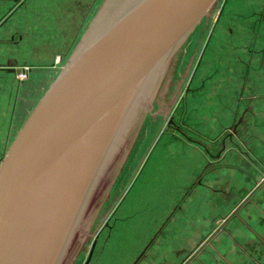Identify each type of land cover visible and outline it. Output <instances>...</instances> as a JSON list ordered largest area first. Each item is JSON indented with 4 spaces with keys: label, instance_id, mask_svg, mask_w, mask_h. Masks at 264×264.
Masks as SVG:
<instances>
[{
    "label": "water",
    "instance_id": "obj_1",
    "mask_svg": "<svg viewBox=\"0 0 264 264\" xmlns=\"http://www.w3.org/2000/svg\"><path fill=\"white\" fill-rule=\"evenodd\" d=\"M214 1L130 0L83 37L0 161V264L60 263L149 80Z\"/></svg>",
    "mask_w": 264,
    "mask_h": 264
},
{
    "label": "crops",
    "instance_id": "obj_2",
    "mask_svg": "<svg viewBox=\"0 0 264 264\" xmlns=\"http://www.w3.org/2000/svg\"><path fill=\"white\" fill-rule=\"evenodd\" d=\"M64 3L50 5L49 11L44 13V24L34 29L35 41L30 42L24 52L10 41L11 35L19 31L14 19L7 23L6 29H0V153L8 149L60 73L53 75V50L65 47L72 34L77 37L85 0H66ZM8 6L9 0H0V17ZM63 14L66 19L60 21ZM77 14L79 16L68 26V18ZM217 46L232 54L234 49L230 47L235 44L212 37L207 45V51L211 50V53L204 57V62L208 63L207 72L216 70L204 82L209 85V89L204 86L205 91L210 90L211 119L204 127L206 133H214V137L207 147L200 144L199 147L197 142H190L189 137L179 133L165 132L155 138L153 143L160 139L163 143V149L157 151L163 168L156 167L147 173L143 198L140 195L141 199L137 197L124 205L132 184L125 189L110 216L107 235L100 239V253L94 257L95 248L89 264H105L103 259L111 245H127V233L144 240L128 264H179L185 254L193 250L196 254L185 264H264V202H239L237 189L249 185L245 180L243 159L241 164L233 163L226 150H219L217 138L226 128L227 119L223 115L228 112V96L235 93L236 74L229 66L233 61L229 54L212 53ZM25 64L34 69L23 83H18L17 73L9 69L16 71ZM256 86L255 104L260 110L264 96L261 99L259 91L264 86L259 81ZM152 153L150 149L141 160L140 172L150 162Z\"/></svg>",
    "mask_w": 264,
    "mask_h": 264
},
{
    "label": "rangeland",
    "instance_id": "obj_3",
    "mask_svg": "<svg viewBox=\"0 0 264 264\" xmlns=\"http://www.w3.org/2000/svg\"><path fill=\"white\" fill-rule=\"evenodd\" d=\"M124 4V0H85V11L81 16L77 37L72 34L65 47L53 50L54 76L77 51L83 37L85 39L88 35L90 38L91 29ZM63 15L61 19L58 17L60 21L66 19V14ZM77 16L79 14L68 18L67 25L70 26L72 19ZM217 27L222 29L217 30ZM212 37L235 44L230 47L234 49L232 54L228 53L229 50L221 51L219 46L212 50L215 54H229L228 57L233 58L229 66L236 74L235 93L228 96V112L223 115L227 119V124H224L226 128L217 138L219 150H226L233 163L238 161L237 164H241L242 161L245 180L249 185L237 189L239 202H264V105H260L258 110L255 104L257 82L264 86V0H215L188 35L160 63L149 80L145 101L137 107V116H130L114 153L99 173L59 264H84L94 241H97L94 257H98L100 239L107 235L110 216L125 189L132 184L124 205L135 201L140 195L143 198L142 189L148 178L147 173L164 166L157 152L163 149L162 140L153 143L158 135L165 132L179 133L189 137L190 142L198 143L199 147H207L208 141L214 137V133H206L204 127L205 122L211 121L208 108L210 90L205 91L204 86L208 88L209 85L204 82L216 71L207 72L208 63L204 62L205 54L209 56L211 53V50L207 51V45ZM195 74L200 77L195 78ZM259 93L262 99L264 89ZM150 149L153 151L150 162L140 172L141 160ZM5 150L0 153V161ZM232 153L238 156H231ZM215 163L213 160V165ZM137 208L140 209L139 204ZM133 236L127 233L126 246L111 245L103 262L128 264L144 241L142 237L138 239ZM194 254L195 250L185 254L179 264H185Z\"/></svg>",
    "mask_w": 264,
    "mask_h": 264
},
{
    "label": "flooded vegetation",
    "instance_id": "obj_4",
    "mask_svg": "<svg viewBox=\"0 0 264 264\" xmlns=\"http://www.w3.org/2000/svg\"><path fill=\"white\" fill-rule=\"evenodd\" d=\"M65 1L66 0H9L10 6L7 7L0 17V29H6L7 23L14 19L16 21L15 24L18 25L19 31H15V33L11 35L10 41L14 47H17L19 50L21 49V52H24L26 51L27 45L30 42L35 41L34 29L40 27L41 24H44V13L49 11L50 5L65 4ZM59 59L61 58L59 57ZM23 67L27 68V75L25 79L22 80L17 78L18 83H23L27 79L29 73L34 69L32 65H21L16 68V73H18ZM96 245L97 241H94L91 247L92 252L90 258L87 261L91 250L89 251L84 264H89Z\"/></svg>",
    "mask_w": 264,
    "mask_h": 264
},
{
    "label": "built area",
    "instance_id": "obj_5",
    "mask_svg": "<svg viewBox=\"0 0 264 264\" xmlns=\"http://www.w3.org/2000/svg\"><path fill=\"white\" fill-rule=\"evenodd\" d=\"M27 75V68L26 67H23L22 69L19 70V72L16 74V77L19 79V80H22V79H25Z\"/></svg>",
    "mask_w": 264,
    "mask_h": 264
},
{
    "label": "bare ground",
    "instance_id": "obj_6",
    "mask_svg": "<svg viewBox=\"0 0 264 264\" xmlns=\"http://www.w3.org/2000/svg\"><path fill=\"white\" fill-rule=\"evenodd\" d=\"M130 0H124V3H127V2H129ZM114 3V2H113ZM120 3V2H119ZM104 22V20H102V23ZM101 23V24H102ZM101 24H100V26H101ZM98 25H99V23H98ZM97 28V27H96ZM7 67V66H6ZM15 71V70H14ZM148 85V84H147ZM146 88H149V87H147L146 86ZM146 90V89H145ZM138 108L136 107L135 109H134V111H133V115H132V117L131 118H135L136 116H137V114H138ZM135 116V117H134Z\"/></svg>",
    "mask_w": 264,
    "mask_h": 264
}]
</instances>
